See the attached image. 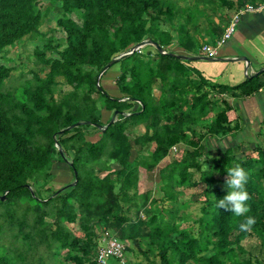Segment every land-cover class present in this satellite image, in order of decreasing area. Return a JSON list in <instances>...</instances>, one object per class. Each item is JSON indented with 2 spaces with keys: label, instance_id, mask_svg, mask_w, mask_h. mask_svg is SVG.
I'll use <instances>...</instances> for the list:
<instances>
[{
  "label": "trees",
  "instance_id": "1",
  "mask_svg": "<svg viewBox=\"0 0 264 264\" xmlns=\"http://www.w3.org/2000/svg\"><path fill=\"white\" fill-rule=\"evenodd\" d=\"M55 2L62 3L57 27L66 37L54 45L41 31L49 8L39 0H0V264H97L100 237L108 231L146 259L136 264H264L263 130L255 156L238 158L232 147L214 156L218 150L209 146V140L238 135V109L228 98L260 93L262 75L218 83L170 50L176 44L183 55L203 56L201 42L215 46L233 19L220 32L208 10L224 6L236 15L264 0H193L190 7L179 0ZM39 37L46 44L35 50L38 67L31 77L15 75L3 53ZM144 40L168 54L148 45L111 68L120 70L114 85L103 83L109 69L98 87L103 68ZM64 84L74 92L57 96ZM78 122L84 123L59 134ZM135 127L144 131L137 135ZM166 159L157 198L149 173ZM209 159L212 165L203 170ZM235 163L249 171V211L239 217L215 207L214 199L226 194L225 170ZM68 170L71 180L60 182ZM195 172L199 180L193 182ZM200 183L203 215L197 226L184 227L186 190ZM249 215L255 224L241 231Z\"/></svg>",
  "mask_w": 264,
  "mask_h": 264
},
{
  "label": "rangeland",
  "instance_id": "2",
  "mask_svg": "<svg viewBox=\"0 0 264 264\" xmlns=\"http://www.w3.org/2000/svg\"><path fill=\"white\" fill-rule=\"evenodd\" d=\"M233 2H237L238 0H230ZM40 2V7L42 9L49 8L50 13H49V19L48 22L44 24L42 27L41 31L46 34L47 37H51L54 41V45L56 42L60 39H63L66 37L65 32H62L61 30L58 29L57 27V20L62 16L61 12V2H55V0H39ZM193 0H179V4L183 5L184 7H190L193 5ZM219 7H221V2L218 4ZM223 8H216L215 11L208 10L207 13L210 14V21L214 23V25L217 27L218 31H223L230 19H232L235 16L234 11L228 10L227 7L222 6ZM73 17L80 22L79 18L75 15ZM209 20L206 21V17L203 20L204 25H208ZM178 24L182 23V19L178 18ZM175 33V32H174ZM207 39V38H206ZM45 37H39L36 40H31V39H25L22 42L16 43L14 46L8 48L6 52L3 53L4 59H2V62L9 66L14 68V74L19 75L21 72H26L28 73L29 76L31 77V74L29 71L31 69H35L38 67L39 63L37 58L34 56L35 50L36 49H44V46L46 44ZM203 45L208 44V42H201ZM176 44L172 45L170 47V50H175L176 54H180L181 52L176 50ZM203 49V46H202ZM47 54L49 57H58V54L53 51H47ZM201 54L205 55L203 50L201 51ZM202 56V55H200ZM197 63V62H196ZM118 66H115L113 69H111V72L109 73L107 79L103 81L105 85H114L115 83V78L118 76ZM42 76H44V73H42ZM74 92V88L69 86V85H62L59 87L56 91V95L60 96L62 94L66 95L69 93ZM194 129H197V131L205 133L207 131L206 128L203 126H195L193 127ZM137 135H139L141 132L144 131V127H135L134 130ZM264 133V131H263ZM239 134V133H238ZM229 136L217 138L216 140H209V146L212 148H216L215 150H218L214 156H220L222 153V150H226L229 147H232L235 149V153L237 154L238 158H243L244 153L248 152L252 156L256 155V152L254 150L255 145L258 144H263V137L258 136V134L253 135L252 133L247 136V137H241L240 140L235 139L231 140L232 138ZM229 137V138H228ZM244 140V141H243ZM139 151V146L134 145L133 149V157H135L138 154ZM169 163V159H166L162 161L155 170L151 171L149 173L150 180H152L155 184V197L161 198L162 194L160 191V186H161V178H160V170L165 167ZM203 164H206L205 166L207 168L210 167L212 164V160L209 159L207 161H204ZM113 170H119L120 166L118 164H113ZM61 168H58L56 170L57 173H59ZM115 179L116 176H113ZM59 181L63 183H67L71 180V172L68 170L65 174L59 176ZM195 180H199V174L198 173H192V181L194 182ZM205 190V185L203 183H200L198 186L189 188L186 190V196L183 199L186 204L185 208V217L188 218V221L183 225L184 227H192L194 224V221H197L203 214L201 212V207L202 203L200 202V197L202 196L203 192ZM197 226V225H195ZM192 229V228H191ZM190 229V230H191ZM114 238V233L112 231H108L106 233H103L102 236L100 237V246L104 245V238ZM176 239H178V236L174 235ZM126 243V242H125ZM124 243V244H125ZM126 247L129 246V243L125 244ZM136 249V246L133 244L131 245ZM138 250V249H137ZM144 262L146 263V259L141 256L139 253L136 254L135 252L131 251H126L123 259L121 260L120 264H136L139 262Z\"/></svg>",
  "mask_w": 264,
  "mask_h": 264
},
{
  "label": "crops",
  "instance_id": "3",
  "mask_svg": "<svg viewBox=\"0 0 264 264\" xmlns=\"http://www.w3.org/2000/svg\"><path fill=\"white\" fill-rule=\"evenodd\" d=\"M243 57L250 61L248 70L246 62L236 61ZM216 58L221 60H198L191 67L215 82L228 85H237L248 78V74L252 75L261 70L264 67V10L243 14L236 33L226 45L218 49ZM118 71L120 72L119 68ZM261 80L264 81V73ZM228 99L238 109L239 114L240 132L236 137L230 136L232 141L264 131V88L253 97ZM205 165L203 170L210 168Z\"/></svg>",
  "mask_w": 264,
  "mask_h": 264
},
{
  "label": "clouds",
  "instance_id": "4",
  "mask_svg": "<svg viewBox=\"0 0 264 264\" xmlns=\"http://www.w3.org/2000/svg\"><path fill=\"white\" fill-rule=\"evenodd\" d=\"M226 171V179L223 188L226 194L222 198L215 199V207L223 208L226 211L239 217L249 211V193L246 184L249 178V171L242 167L239 163L229 165ZM255 224L254 216H245L244 221L239 224L241 231H249Z\"/></svg>",
  "mask_w": 264,
  "mask_h": 264
},
{
  "label": "built area",
  "instance_id": "5",
  "mask_svg": "<svg viewBox=\"0 0 264 264\" xmlns=\"http://www.w3.org/2000/svg\"><path fill=\"white\" fill-rule=\"evenodd\" d=\"M262 10H264V3L258 5H246L233 17L230 24L225 29V32L223 33L222 37L216 42L215 46H212L210 44L203 45V52L205 53V55L208 57L216 58L218 56V49L226 45L227 42L232 39V37L236 33L241 16L245 13H254ZM174 150H176L175 147ZM103 240L105 244L100 246L98 250L96 263L111 264L112 261L122 260L127 251L126 245L123 242L117 240L116 238L105 237Z\"/></svg>",
  "mask_w": 264,
  "mask_h": 264
},
{
  "label": "water",
  "instance_id": "6",
  "mask_svg": "<svg viewBox=\"0 0 264 264\" xmlns=\"http://www.w3.org/2000/svg\"><path fill=\"white\" fill-rule=\"evenodd\" d=\"M148 45H152V46H154V47H155V48H156L161 54H168V52H167L166 50H164V48H162L157 42H153V41H151V40H144V41H142L141 43H139L138 45L132 47V48H131L130 50H128L127 52H125V53H123V54H121V55H119V56L113 58V59L111 60V62L108 63V64L103 68V70L101 71V73L99 74V76H98V78H97V84H98V87H101V86H100V80H101L102 76L104 75V73H105L106 71H108L109 69H111V68H112L116 63H118L120 60H122V59H124V58H126V57H128V56H130V55H132L134 52H136V51H138V50H140V49H142V48H144V47H146V46H148ZM171 55H172V56H176V57H178L179 59H181V60H183V61H198V60L218 61V60H221V59H218V58L208 57V56H191V55H186V54H184V55H183V54H171ZM236 61H244V62H246V63H247V70L249 69L250 61H249L248 58L243 57V58H239V59H237ZM263 73H264V67H263L261 70H259L257 73L252 74V75H249V74H248L247 76H248V78H251V77H257V76H259V75H262ZM123 100H126V99H122L121 101H123ZM119 114H120V113H119L118 111H116V113L114 114V116H113L111 122L109 123V125L114 124V123L117 121ZM83 123H84V122H78V123H76V124H73V125H71V126L65 128V129L61 130V131L59 132V134L61 135V134H63V133L66 132V131H71V130H73V129H75V128H78V127H80ZM109 125H107V126H100V125H97V127H101L103 130H105ZM61 153H62L63 157L65 158V160L68 161V159L66 158L65 153H64L63 150H61ZM75 177H77V173H76V172H75ZM75 183H76V182H75ZM75 183H74V184H75ZM74 184H73V185H74ZM62 190H63V189H61L60 191H62ZM60 191H59V192H60ZM2 200H5V196L2 197Z\"/></svg>",
  "mask_w": 264,
  "mask_h": 264
}]
</instances>
